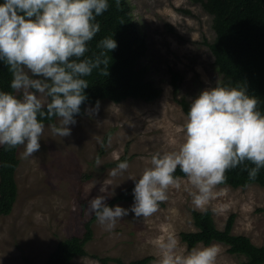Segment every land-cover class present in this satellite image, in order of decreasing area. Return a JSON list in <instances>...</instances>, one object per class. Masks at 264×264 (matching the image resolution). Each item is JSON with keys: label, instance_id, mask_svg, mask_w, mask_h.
Returning a JSON list of instances; mask_svg holds the SVG:
<instances>
[{"label": "rangeland", "instance_id": "374dc122", "mask_svg": "<svg viewBox=\"0 0 264 264\" xmlns=\"http://www.w3.org/2000/svg\"><path fill=\"white\" fill-rule=\"evenodd\" d=\"M129 2L148 47L142 66L148 69V78L162 95L154 102L104 101L93 118L85 112L76 117L71 136L53 134L45 124L37 153L25 159L19 149L17 201L9 216H0V264H26L25 259L46 264L60 241L84 236L85 224L94 217L89 214L88 199L101 194V184L110 195L114 194L107 203L121 194L127 193L130 198L134 182L129 177H139L153 154L178 149L186 114L173 96L171 70L182 76L178 98L190 103L201 90L216 81L222 83L205 44L215 38L212 17L200 0ZM97 157L101 160L99 167L95 164ZM120 160L128 161V170L111 176L110 171ZM180 184L179 189L169 188L168 198L146 219H134L129 214L107 230L95 218L91 223L92 239L85 245L87 256L76 258L72 264H100L94 257L106 259L108 264H132L150 258L149 264H155L157 245L169 234L176 236L178 250L186 252L190 249L182 234L196 231L194 211H211L219 230L225 228L231 215H236L232 234L246 236L255 246L264 247V187L234 189L219 184L206 205L195 209L187 178H180ZM132 203L133 198L111 206L128 208ZM214 244L219 249L217 264H241L246 260L245 255L230 253L229 246Z\"/></svg>", "mask_w": 264, "mask_h": 264}, {"label": "clouds", "instance_id": "9594fccd", "mask_svg": "<svg viewBox=\"0 0 264 264\" xmlns=\"http://www.w3.org/2000/svg\"><path fill=\"white\" fill-rule=\"evenodd\" d=\"M120 2L115 0L117 7ZM109 7V0H0V64L12 77L10 90H0V147H20L22 158L32 157L41 148L44 121L53 118L57 122L48 125L52 133L71 136L88 98L86 77L94 71L109 75L108 53L118 47L113 36H105L97 42L99 51L86 55L101 30L97 17ZM99 105L97 101L85 109L89 118ZM257 105L258 99L239 84L216 81L201 90L191 99L178 149L153 154L139 177H129L134 182L132 205L110 206L107 200L114 194L101 184V194L88 199L89 214L107 230L129 214L150 217L168 198L170 187H181L177 168L187 178L195 209L211 199L227 170L243 166L249 179H255L264 168V113ZM95 164L101 165L99 157ZM128 168L123 160L109 174ZM157 247L155 264H217L214 243H197L181 252L176 236L169 234Z\"/></svg>", "mask_w": 264, "mask_h": 264}, {"label": "trees", "instance_id": "16d2710c", "mask_svg": "<svg viewBox=\"0 0 264 264\" xmlns=\"http://www.w3.org/2000/svg\"><path fill=\"white\" fill-rule=\"evenodd\" d=\"M204 10L212 17V28L215 38L211 43L205 41L214 57V64L222 75L221 84H239L246 87L250 95L258 99L257 108L264 113V0H200ZM110 7L97 17L101 30L89 43L92 52H98L96 45L105 36H113L118 47L109 58V75H100L94 71L86 79L89 87L85 90L87 100L81 105L83 116L87 105H96L104 101L115 104L128 99L154 102L162 95V90L148 78V69L142 66L147 55L148 47L145 37L140 33L132 16L129 0H121L117 7L115 0H109ZM173 96L186 114L190 102L178 98L182 76L170 71ZM11 74L0 64V90H10ZM55 122L45 120V124ZM107 139L105 140L106 143ZM20 147L6 149L0 147V216H9L18 197L16 173L19 168L18 152ZM122 161V160H120ZM118 161V162H120ZM116 162L114 165H117ZM248 167H252L246 162ZM175 175L185 178L177 168ZM222 186L234 189L246 188L250 185L264 187V168H261L255 179H249L248 172L243 166L227 170ZM133 188H131L132 190ZM130 190V191H131ZM129 191V192H130ZM128 194H121L108 203L129 200ZM196 231L183 233L182 238L191 249L197 243L205 245L219 242L230 247L233 254H242L246 260L241 264H264V247L255 246L246 236L232 234L236 215H231L223 230L215 227L212 213L193 212ZM95 219L93 217L92 221ZM91 222L85 224L83 237H71L60 241L50 253L46 264H72L78 257H86L85 245L92 239ZM100 264H108L103 258L94 257ZM150 258L132 264H149ZM26 264H33L25 259Z\"/></svg>", "mask_w": 264, "mask_h": 264}]
</instances>
